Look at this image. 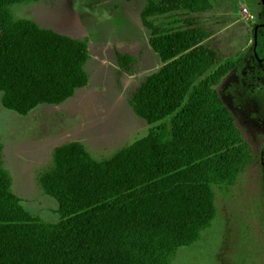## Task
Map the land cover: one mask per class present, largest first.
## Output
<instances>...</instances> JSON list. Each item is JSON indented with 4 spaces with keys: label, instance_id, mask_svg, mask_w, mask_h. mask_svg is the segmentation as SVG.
I'll list each match as a JSON object with an SVG mask.
<instances>
[{
    "label": "trees",
    "instance_id": "trees-1",
    "mask_svg": "<svg viewBox=\"0 0 264 264\" xmlns=\"http://www.w3.org/2000/svg\"><path fill=\"white\" fill-rule=\"evenodd\" d=\"M39 1L48 0H0L1 104L21 116L60 105L88 84L87 39L13 19L12 6ZM209 9L208 0H146L141 18L161 66L129 103L153 128L109 159L92 158L78 142L55 148L38 185L56 200L58 223L40 222L11 192L0 141V264H170L211 227L213 188L235 186L253 157L217 91L229 74L241 77L239 61L201 79L219 55L205 45L204 28L173 16ZM253 53L264 65V10ZM243 80L227 90L232 107L253 108L252 119L263 124L264 87ZM260 160L264 172V146Z\"/></svg>",
    "mask_w": 264,
    "mask_h": 264
},
{
    "label": "rangeland",
    "instance_id": "rangeland-1",
    "mask_svg": "<svg viewBox=\"0 0 264 264\" xmlns=\"http://www.w3.org/2000/svg\"><path fill=\"white\" fill-rule=\"evenodd\" d=\"M208 3L210 9L205 13L173 15L178 21L191 18L204 28L209 34L205 45L219 55L220 62L201 79L234 59L239 61L237 70L243 84L264 87V65L253 53L264 0ZM145 6L146 0H48L10 8L13 19L32 20L42 29L88 41L89 60L84 66L88 84L62 104L40 105L21 116L2 106L0 94L2 166L11 179V192L24 210L42 223L60 221L56 200L38 185L39 176L51 167L55 148L78 142L92 158L109 159L146 138L153 128L134 114L129 103L146 77L161 66L141 18ZM124 56L129 57L123 65ZM241 77L229 74L217 91L249 144L253 162L235 186L213 188L215 219L211 227L197 243L179 249L170 264H264V172L260 160L264 123L252 119L253 108L241 111L232 107L227 90Z\"/></svg>",
    "mask_w": 264,
    "mask_h": 264
}]
</instances>
